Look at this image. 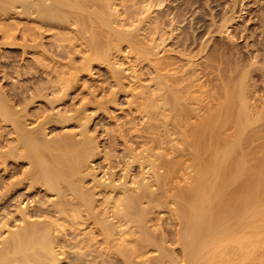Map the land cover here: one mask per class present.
Wrapping results in <instances>:
<instances>
[{"label":"bare ground","instance_id":"1","mask_svg":"<svg viewBox=\"0 0 264 264\" xmlns=\"http://www.w3.org/2000/svg\"><path fill=\"white\" fill-rule=\"evenodd\" d=\"M171 3L170 0H0V264H264L263 141L259 143L260 149L257 144V149L249 142L253 140L244 139L251 148L242 152L244 142L235 136L243 132H238L243 126H236L240 115L237 117L235 111L231 115L237 127L232 133L234 139L224 144L222 141L221 147L216 138L220 130L218 135L217 131L210 133L211 126L218 124L220 129L223 125L215 120L232 118L225 102L232 104L234 100L236 105L237 94L242 98V93H237L241 88L229 90L228 84L227 90L233 92L225 91L232 99L217 103L222 106L224 102L223 111L229 112V117L218 116L223 111L217 105L216 110L213 106L215 114L211 109L213 116L210 115L215 120L209 117L211 122H205L208 118L205 112V118H200V110L206 105L205 95L203 98L198 92L194 95L191 89L196 83L186 80L189 75L166 73L177 59L166 56L167 60L161 53L164 59L158 58L153 63L151 58L159 51L156 48H161L172 36H166L168 31L177 29L185 18L186 10L174 12ZM124 46L137 53L136 62L139 58L151 60L152 83L156 84L154 88L153 84L142 85L130 98L127 94L137 81L140 83L144 70L140 74L134 72L136 65L131 58L121 54ZM232 49L233 46L229 50ZM83 51L85 55H79ZM9 53L12 60H8ZM95 60L107 61L106 76L111 80L107 87L102 80L99 83V79L89 78L93 81L90 83L81 74L89 71ZM10 72L16 75L17 82L6 87L8 81L4 77H14ZM221 72L223 75L224 71ZM99 74L104 76L103 72ZM81 80L87 82L86 85L82 82L85 88L82 87L88 91L89 99L79 105L68 103L66 97L73 87L79 88ZM127 85L131 86L130 91ZM101 91L102 97L98 95ZM125 98L127 105L119 107L130 117L127 115L121 121L122 117L115 114L117 122L108 120L103 129L93 126L94 114H88L87 110L90 106L100 111L99 117L108 113L112 119V113ZM244 99L239 100L242 103ZM38 100L43 104L37 106ZM59 101L63 107L57 109L55 102ZM246 103L239 105V109L245 108L244 115L248 112L249 102ZM233 108L234 105L230 109ZM191 116L204 121L202 124L196 121L195 131L190 127L193 133L189 121L184 124L187 119L193 121ZM33 122L36 124L31 125ZM72 124L77 129H71ZM174 132L180 136H176L179 138L176 142ZM187 159L190 162L184 166ZM182 165L194 170L189 186L183 182L186 169L179 174L183 177L180 183L187 187L173 184ZM158 166L164 169L160 171ZM162 206L170 208L171 213L164 219L159 216V220L155 213ZM151 248L156 251L152 256L147 254Z\"/></svg>","mask_w":264,"mask_h":264},{"label":"rangeland","instance_id":"2","mask_svg":"<svg viewBox=\"0 0 264 264\" xmlns=\"http://www.w3.org/2000/svg\"><path fill=\"white\" fill-rule=\"evenodd\" d=\"M124 1V0H123ZM178 1V2H177ZM186 3H185V2ZM128 2V1H127ZM172 2V3H171ZM129 3V2H128ZM170 3H171V9H172V11H174V12H176L177 10H182L183 9V11H185L186 12V14H185V18H184V21L183 22H180L179 24H177L178 25V27L177 26H175V27H177V29L175 28L174 30H170V31H168V33L166 34V36L168 35L169 36V34H171L172 36H169L168 37V39H170V40H166V42H164L165 44H162V46H160L161 48H156V50L158 49L159 51H156V53H155V55L156 56H154V57H152L151 58V60L153 61H156V60H158V58H159V60L160 59H162L163 57L165 58L166 56H168L169 58H170V60H174V58H176L177 59V61L179 62V65H178V62H176L175 64H173L172 66H174V68L171 66L170 67V69H167L166 71L164 70L163 72H166V73H169L170 72V74H172V75H175V73H176V76L177 75H191V77L189 78V76H186V80H189L190 79V81H188L189 83H196V84H194L193 85V87H192V84H191V89H192V91L194 92V95H195V93H196V95H198V93H199V95H203V96H201L202 98L204 97V95H205V97L203 98V100H204V104H206L207 105V107H206V105H203L204 106V108L202 107V109L200 110L201 112H200V114L202 115V117H200L202 120H203V117H204V113L203 112H205V117L207 118H209V117H211L210 115H212V112H214V114H215V111H214V109L216 110V106L218 105V104H220L221 103V100H223V101H227V99L229 100V99H232L231 97V95H229V93H232L233 91H228L227 90V88H226V86H228V84H229V87H228V89L229 90H233V89H235L236 91L237 90H239L240 88V90L239 91H237V93L239 92V93H246V94H241V96H242V98L244 99V98H247L248 99V97H249V99L247 100H242V103H241V101L239 100V99H242L241 97L239 98L238 96H239V94H237L238 96H237V99L235 98V100H237V104L235 105V103L233 102L234 100H232V104H230V103H228V102H230V101H227V102H225L226 103V105L227 104H229L231 107L234 105V110L233 109H230L231 107L229 106V105H227V107H226V105L224 104L223 105V103L221 104L222 106H220V105H218V106H220V108L222 109V111L223 110H225V107H226V110L227 111H229L231 114H230V117H232V118H226L225 116H226V114H227V116L229 115L228 113L229 112H227V111H223V113L224 112H226V113H220L218 116H222L223 115V117H225L224 119H222V118H219V120H215L213 117H211V118H213V120H215V121H218L219 123H223V125H221V128L219 129V125L217 124V123H215V122H213L214 124H217V127H218V129H216L217 127L215 126V127H213V126H211V128L213 129V128H215V129H210V133H212L211 135H213V134H215V132H216V134L218 133V130H220L219 131V137L221 138V140L219 139V137H216L217 135H215V137L216 138H218V140H219V142H220V146L222 145V144H224V142L226 141V143L228 142V141H231L232 140V138L234 137V135H233V137H232V133H234V129H235V131H237L236 130V126H238V128H239V125L238 124H240V127L241 126H243V127H241L240 129H242V130H238V132H241V131H243L241 134H239V133H237L236 135L237 136H235V138H238V136H239V140H242V141H240L241 143L242 142H244L245 143V141L248 139V140H253L254 141V139L256 138V140L253 142V141H249L251 144L253 143L254 145H255V147L257 148V144L259 145L258 147H259V149L261 148V144H262V142H261V140L263 141V146H264V111H263V108H264V0H183V1H181V0H170ZM193 3V4H192ZM173 6H175V7H173ZM187 6V7H186ZM189 6V7H188ZM179 7V8H178ZM183 7V8H182ZM175 8V9H174ZM177 8V9H176ZM187 8V9H186ZM170 9V10H171ZM190 10V11H189ZM189 11V12H188ZM157 11H154V15H155V13H156ZM157 14V13H156ZM199 14V15H198ZM224 20V21H223ZM222 23H223V25H222ZM183 24V25H182ZM193 25V26H192ZM181 27H183V28H181ZM186 29V30H185ZM194 30V31H193ZM201 30V31H200ZM171 31H174V32H171ZM184 31H185V33H184ZM189 31H190V34H189ZM176 32V33H175ZM179 33V34H178ZM181 33V34H180ZM195 33V34H194ZM173 34H175V35H173ZM188 37H187V36ZM193 35H194V37H193ZM196 35V36H195ZM181 36V37H180ZM186 38H185V37ZM179 37V38H178ZM191 37V38H190ZM172 38V39H171ZM198 39V42L196 41L197 39ZM21 39V38H20ZM19 39V40H20ZM177 39H179V40H177ZM188 39V40H187ZM176 40V41H175ZM185 40V41H184ZM191 40H193V41H191ZM196 42H195V41ZM232 41V42H231ZM205 42V43H204ZM231 42V43H230ZM178 43V44H177ZM182 43V44H181ZM191 43V44H190ZM226 44V45H224V44ZM185 44V45H184ZM167 45V46H166ZM192 45V46H191ZM222 45V47H223V45L225 46V52H224V49L221 47L220 48V46ZM230 45V46H229ZM204 46V47H203ZM217 46H219V48L217 47ZM229 46V47H228ZM232 46H233V49L230 51L229 49H231L232 48ZM79 48H80V45L78 46ZM190 47V48H189ZM226 47H227V49H226ZM235 47V48H234ZM123 48H125V50L123 49L122 51H121V54H122V56H129V58H131L130 60H132L133 62H131L132 64H134V65H136L135 67H134V69L135 70H137V71H135L134 70V72H137V73H141V70H142V72H143V70H144V74L143 73H141V81H140V83H142V84H140V83H138V81L135 83V85L136 86H134L135 88L131 91V92H129L128 94L127 93H125V94H127L128 96L130 95L131 97H132V95H133V92H138L139 90H141L142 88H141V86L142 85H145V86H150V85H152L153 83V79H152V74H153V72H152V69H151V60H147V61H143V59L141 60L140 58H139V62L141 63V65H140V63L139 62H136V61H138V60H136V59H138L137 58V53L135 52V51H133V52H130L131 50H128V49H130L129 47H126V46H124ZM128 48V49H127ZM180 48V49H179ZM182 48V49H181ZM210 48V49H209ZM215 48V49H214ZM166 51H165V50ZM212 49V50H211ZM219 49V51L217 52V50ZM169 50V51H168ZM204 50V51H203ZM210 50H211V52H210ZM237 50V53L235 52ZM125 51V52H124ZM178 51V52H177ZM186 51V52H185ZM188 51V52H187ZM202 51V52H201ZM214 51H216L217 53H219V54H216V52H214ZM223 52V54L221 55V53ZM228 53H227V52ZM125 53V55H123L124 53ZM128 52H129V54H128ZM135 52V53H134ZM167 52H168V54H167ZM180 52V53H179ZM214 52V53H213ZM239 52V53H238ZM12 53V52H11ZM84 54V51L83 52H81V53H79V55L81 54L82 56H83V54ZM132 53V54H131ZM158 53V54H157ZM161 53H162V56H161ZM211 53V54H210ZM225 53V54H224ZM226 53H227V56H229L228 54H230V57H229V59L231 58V57H233L232 59H230V60H232V61H230L229 59H228V57L226 56ZM234 53H235V55H234ZM242 53H243V55H242ZM13 54H14V52H13ZM165 54V55H164ZM176 54H178V55H176ZM210 55V57H209V55ZM214 54L216 55V56H214ZM8 55H11L10 53L9 54H7V56ZM30 57H32L31 55H33V54H28ZM85 55V54H84ZM188 57H187V56ZM211 55H213V56H211ZM225 55V56H224ZM239 55V56H238ZM6 56V57H7ZM135 56H136V58H135ZM160 56V57H159ZM180 56V57H179ZM183 56V57H182ZM189 56H190V58H189ZM220 56V57H219ZM222 56H224V57H222ZM9 57V56H8ZM33 57H34V55H33ZM32 57V58H33ZM79 58H82V57H80V56H78ZM133 57V58H132ZM168 57H166L165 59H169ZM174 57V58H173ZM225 57L227 58V59H225ZM245 57V58H244ZM11 58V59H10ZM20 59H21V56L19 57ZM19 58H18V60H19ZM163 58V59H164ZM173 58V59H172ZM222 58H224V59H222ZM237 58H239V59H237ZM242 58V59H241ZM6 60L8 59V58H5ZM13 58L10 56L9 57V59L8 60H12ZM29 59V58H28ZM175 59V60H176ZM181 59V60H180ZM216 59V60H215ZM222 59V60H221ZM234 59V60H233ZM66 60V58L65 59H63L62 61L64 62ZM214 60V61H213ZM224 60V61H223ZM227 60V61H226ZM244 60V61H243ZM97 61H99V62H97ZM154 61H153V63H154ZM182 61V62H181ZM210 63H209V62ZM218 61V62H217ZM221 63H220V62ZM223 61V62H222ZM225 61H226V63H228V61H229V63L227 64L228 65V68H226L227 67V65H226V63H225ZM234 61V62H233ZM240 61V62H239ZM242 61H243V64H242ZM19 62H23V60L21 61H19ZM18 62V63H19ZM148 62H150V63H148ZM188 62V63H187ZM237 62H239V63H237ZM94 65H92L91 66V68H89L88 70L89 71H87V70H85V71H82L81 72V74L82 75H84L85 77H87L88 78V80H89V78H92V80H95V79H99L98 80V82L99 83H103L104 84V86H105V84H106V87H107V85H108V83L111 81V80H107V79H110L109 77L107 78V72L105 71V70H107V68H108V64H107V61H100V60H95L94 61ZM128 62H126V64H127ZM185 63V64H184ZM190 63V64H189ZM209 63V64H208ZM216 63L218 64H220V65H218V66H216ZM225 64V65H223V64ZM233 63V64H232ZM125 64V65H126ZM146 64H148V65H146ZM205 64V65H204ZM206 64H208V65H206ZM211 64V65H210ZM230 64V65H229ZM235 64H236V66H235ZM251 64V65H250ZM195 67H194V66ZM197 65V66H196ZM210 65V66H209ZM222 65L224 66V67H222ZM240 65H242L241 67H240ZM245 65V67H243ZM247 65V66H246ZM97 66V67H96ZM149 66V67H148ZM179 66V67H178ZM190 66V67H189ZM205 68H204V67ZM208 68H207V67ZM232 66H233V68H232ZM238 66V67H237ZM104 68V71H102V69ZM180 67H181V69H180ZM187 67V68H186ZM211 67V68H210ZM258 67V68H257ZM260 67H261V69H260ZM100 68V69H99ZM176 68V69H175ZM195 70V72H193L194 70ZM200 68V69H199ZM211 70H210V69ZM224 68H226V69H224ZM235 68V69H234ZM257 68V69H256ZM34 68L32 67L31 68V70H33ZM99 69V70H98ZM149 69V70H148ZM173 69V70H172ZM175 69V70H174ZM178 69V70H177ZM185 71H184V70ZM189 69V70H188ZM191 69V70H190ZM204 69L206 70V71H204ZM207 69H209V70H207ZM221 69V70H220ZM228 69H229V71H228ZM231 69V70H230ZM232 69H234V71L232 70ZM241 69V70H240ZM96 70V71H95ZM145 70H146V72H145ZM148 70V71H147ZM193 70V71H192ZM200 70V71H199ZM203 70V71H202ZM225 70H227L228 71V73L230 74H228L227 73V71L225 72ZM93 71V72H92ZM101 71V72H100ZM130 71V70H129ZM176 71V72H175ZM181 71V72H180ZM184 71V72H183ZM197 71V72H196ZM208 71H209V73H208ZM212 71H214V72H212ZM221 71H224L223 72V75H221L222 74V72ZM236 71H240L239 73L237 72V74H238V76L235 74L236 73ZM90 72H92V73H90ZM96 72V73H95ZM102 72H103V75L104 76H99L100 74L99 73H101L102 74ZM105 72V73H104ZM188 72V73H187ZM200 72V73H199ZM210 72H212L211 74H210ZM221 72V73H220ZM10 73H12V72H10ZM185 73V74H184ZM204 73H205V75H204ZM224 73H226V74H224ZM99 74V75H98ZM203 74V75H202ZM214 74V75H213ZM220 74V75H219ZM228 74V75H227ZM240 74H242V76L240 75ZM12 75H13V73H12ZM15 75V74H14ZM13 75V76H14ZM195 75V76H194ZM201 75V76H200ZM207 75V76H206ZM212 75V76H211ZM216 75H217V77H220V78H217L216 77ZM219 75V76H218ZM225 75V77L227 78H225V77H223ZM227 75V76H226ZM234 75H236L235 77H234ZM246 75V76H245ZM16 76V75H15ZM14 76V77H15ZM197 76V77H196ZM206 76V77H205ZM214 76V77H213ZM229 76V77H228ZM233 76V77H232ZM11 77V75L10 76H8L7 78L6 77H4V80L6 79V81H8V82H6V87H10L11 85H10V82L12 83V82H17L16 80H17V78L15 77ZM99 77V78H98ZM106 77V78H105ZM148 77H150V80H149V78ZM193 77V78H192ZM213 77V78H212ZM222 77H223V79L225 80L226 79V81L225 82H223L222 80H220V79H222ZM233 79H232V78ZM236 77H238V79H236ZM239 77H241V78H239ZM192 78V79H191ZM211 79V80H209V79ZM232 80H231V79ZM14 79V80H13ZM16 79V80H15ZM106 79V80H105ZM137 79V78H136ZM213 79H214V81H213ZM216 79V80H215ZM219 79V80H218ZM237 81H236V80ZM102 80V81H101ZM144 80V81H143ZM193 80V81H192ZM199 80H200V82H199ZM203 80V81H202ZM208 80V81H207ZM230 80V81H229ZM234 80V81H233ZM241 80V81H240ZM21 81V80H20ZM101 81V82H100ZM104 81H106L105 83H104ZM151 81V84L149 83ZM197 81H198V83H197ZM212 82V83H210V82ZM227 81H228V83H227ZM232 81L234 82V84L236 85H234V84H232ZM240 83H239V82ZM3 82V81H2ZM86 85V83L87 82H85L84 80H81V85L79 86V88L78 87H76L75 86V88L73 89L72 88V91H71V89H70V91H71V93H70V95L68 96V97H66L67 99H68V103H71V101H72V103L74 104V103H76L75 105H79V104H81V102H85L86 101V99L88 100L89 99V97H90V95L88 94V91L87 90H84V84ZM89 82L91 83H93V81H91V79L89 80ZM203 84H202V83ZM215 82H216V84L219 86V88H218V86L215 84ZM236 82V83H235ZM239 83V85H238V83ZM253 82H255V83H253ZM257 82V83H256ZM1 83V82H0ZM143 83H145V84H143ZM148 83V84H147ZM205 83H206V85H205ZM225 85H224V84ZM226 83H227V85H226ZM231 83V84H230ZM248 83H249V85H248ZM253 84V85H250V84ZM102 84V85H103ZM202 84V85H201ZM211 84H213L215 87H213V85H211ZM224 86V87H222V85ZM255 84H257V85H255ZM139 85V86H138ZM197 85V86H196ZM245 85H248V86H245ZM34 86H36V85H34ZM84 88H83V87ZM138 86V87H137ZM156 86V84H153L152 85V87L154 88ZM207 86V87H206ZM212 86V87H211ZM249 86H251V87H249ZM82 87V88H81ZM111 87H113V86H111ZM129 87V88H128ZM140 87V88H139ZM142 87H144V86H142ZM195 87H197V88H195ZM247 87V88H246ZM65 88V87H64ZM115 88H116V86H115ZM127 90H129L130 91V89H132L131 88V86H128L127 85ZM207 88V89H206ZM212 88H213V90H212ZM221 88V89H220ZM224 88V89H223ZM231 88V89H230ZM245 88V89H244ZM253 88V89H252ZM107 89V88H106ZM113 89V88H112ZM138 89V90H137ZM196 89H199V90H197L196 91ZM201 89V90H200ZM217 89H219V90H217ZM244 89V90H243ZM246 89L248 90V91H246ZM252 89V92L251 91H249V90H251ZM33 90V89H32ZM79 90V91H78ZM205 90V91H204ZM212 90V91H211ZM217 90V91H216ZM229 92L228 94H227V92ZM235 90H234V93H236L235 92ZM242 90V91H241ZM257 90V91H256ZM82 92V94H80L81 92ZM202 91H204V92H201ZM206 91L208 92V93H206ZM216 93H215V92ZM223 91H225V92H223ZM243 91H245V92H243ZM76 92V93H75ZM104 92V91H103ZM108 92V91H107ZM192 92V93H193ZM198 92V93H197ZM222 93L221 95L222 96H218L217 95V97L215 96L217 93L218 94H220V93ZM251 93V95H250V93ZM86 93V94H85ZM101 93H102V91L101 92H99V96L100 97H102V95L104 94H102L101 95ZM211 93H213V95H211ZM249 93V94H248ZM84 94H85V96L86 95H89L88 97L86 96H84ZM207 94V95H206ZM208 94H209V96H208ZM78 95H81V97L80 96H78ZM224 95H225V97H224ZM229 95V96H228ZM235 96H236V94H234ZM246 95H247V97H246ZM249 95V96H248ZM255 95H257V96H255ZM77 96V97H76ZM98 96V97H99ZM127 96V97H128ZM130 96L128 97V98H130ZM208 96V98H206ZM212 96V97H211ZM77 99H76V98ZM222 97V98H221ZM227 97H230V98H227ZM74 98L76 99V100H74ZM216 98V99H215ZM220 98V99H219ZM239 98V99H238ZM70 99V100H69ZM81 99H83L84 101H82ZM126 99V100H125ZM125 99H123L124 100V102L122 101V104L120 103V104H118V107H116V109L115 110H117L116 112H114V114L112 113V115H114V117L113 118H115V120H113V118L111 119L110 117V114H108V113H102L101 115H100V117L98 116V114L100 113V111L99 110H97V112H96V109L95 108H93V105L92 104H89V105H92V106H90V108H88L87 110L89 111V113H88V111H87V113L88 114H90L91 112V114L90 115H92V114H94L93 116V118H95V123H94V127H98V128H102L103 126V124H105V125H107L108 123L106 122V121H116L117 120V117L115 116V114H118V115H120V118L121 119H119V116H118V119L119 120H123L124 119V117L126 118V116L128 115L126 112V110H122V108L121 107H125L127 104V98H125ZM216 101V103H215V101ZM217 99H218V101H217ZM212 100H213V102H212ZM256 100V101H255ZM70 101V102H69ZM208 101H211V102H208ZM243 101H245V103H246V101H247V103L246 104H248V102H249V104H248V106H246V109L248 110V112L246 111L245 112V115H244V111L243 110H245V108L243 109V107H242V109H241V107H240V109H239V105L240 106H243L242 104H243ZM254 101V102H253ZM39 102H40V104H39ZM240 102V104H238ZM207 103H209V104H207ZM216 105H215V104ZM218 103V104H217ZM251 103V104H250ZM254 103V104H253ZM256 103V104H255ZM259 103V104H258ZM43 103H41V101L40 100H38L37 102H36V105L38 106V105H42ZM55 104L56 105H58L56 108L57 109H59V108H61V107H63V105H62V103L59 101V103L58 102H55ZM261 104V105H260ZM62 105V106H61ZM124 105V106H123ZM196 105V104H195ZM194 105V106H195ZM208 105L210 106L209 108H208ZM254 105L256 106V107H254ZM60 106V107H59ZM119 106H121V107H119ZM213 106H215V108L213 107ZM236 106V107H235ZM252 106V107H251ZM59 107V108H58ZM238 107V108H237ZM249 109H248V108ZM258 107H260V109L258 108ZM207 108H208V110H210V111H208L207 110ZM214 108V109H213ZM219 108V107H218ZM224 108V109H223ZM256 108H257V111H256ZM57 109H55V114L57 113ZM120 109V110H119ZM204 109V110H203ZM206 109V110H205ZM211 109H212V112H211ZM221 109L219 110V112H221ZM239 109V110H238ZM255 110L256 112H254V111H252V110ZM259 109V110H258ZM120 113H119V112ZM122 111V112H121ZM126 111V112H125ZM197 111H198V109H197ZM235 111V112H237L236 113V116L238 117L239 115L241 116V118H240V116H239V118H236V116H235V118L237 119L236 120V122L238 121V123L236 124V126H235V123L236 122H233V119H234V113L233 112ZM240 111V112H239ZM71 112V111H70ZM96 112V113H95ZM126 114H125V113ZM210 112H211V114H210ZM252 112H254V113H252ZM259 112V113H258ZM260 112H262L261 113V115H260ZM122 113V114H121ZM123 113L125 114V115H123ZM232 113L234 114L233 116H231L232 115ZM241 113V114H240ZM108 116H107V115ZM137 114V113H136ZM238 114V115H237ZM251 114V115H250ZM123 115V116H122ZM207 115H209V116H207ZM225 115V116H224ZM244 115V116H243ZM258 115V116H257ZM263 115V116H262ZM105 116V117H104ZM129 116V115H128ZM213 116V115H212ZM248 116H250V117H248ZM257 116V117H256ZM262 116V117H261ZM109 117V118H108ZM130 117V116H129ZM192 118V120L193 121H191V120H189V119H187L186 120V122L184 123V124H186L188 121H189V128L191 127L192 129L194 128V125L198 122V123H200V124H202L204 121L205 122H207V120L209 121V122H211V120H210V118L208 119H206V120H204L202 123H201V121H200V118L199 117H197V116H191ZM204 117V118H205ZM229 117V116H228ZM243 117V118H242ZM247 117V118H246ZM253 117V118H252ZM97 118H99L98 119V121H99V123H98V121H97ZM190 118V117H189ZM249 118L251 119H254V121L255 122H253V120L251 119V120H249ZM255 118L257 119V120H255ZM258 118H261L260 120L258 119ZM39 119V118H38ZM41 119V118H40ZM197 119V120H196ZM218 119V118H217ZM230 119H232V124H230L231 123V120ZM239 119V120H238ZM101 120V121H100ZM118 120V121H119ZM136 120H138V119H136ZM221 120H224V122L223 121H221ZM225 120H227L226 122H227V125L225 124L226 122H225ZM246 120V121H245ZM263 120V121H262ZM197 121V122H196ZM221 121V122H220ZM235 121V120H234ZM260 121V122H259ZM35 122L37 123L38 122V120H35ZM35 122H33L31 125H35L36 123ZM93 122H94V120H92L90 123L91 124H93ZM117 122V121H116ZM191 122V123H190ZM240 122V123H239ZM246 122V123H245ZM250 122V123H249ZM262 122V123H261ZM197 123V124H198ZM244 125H243V124ZM254 123H255V125H254ZM261 123V124H260ZM190 124H192L191 126H190ZM196 124V125H197ZM200 124H199V126H200ZM229 124V125H228ZM245 124H246V127H248L247 129H246V127H245ZM248 124V125H247ZM195 125V126H196ZM224 125H226L225 127H227V128H225L224 127ZM231 125V126H230ZM234 125V126H233ZM250 125V126H249ZM254 125V126H253ZM259 125V126H258ZM74 125L72 124L70 127H72L71 129H77V127H76V125L73 127ZM193 126V127H192ZM262 126H263V128H262ZM198 127V126H197ZM224 127V128H223ZM233 129L232 130V132H230L231 131V128ZM235 127V128H234ZM259 127V128H258ZM104 128V127H103ZM102 128V129H103ZM190 128V129H191ZM196 128V127H195ZM243 128H245V129H243ZM261 128V129H260ZM95 129V128H94ZM99 129V130H100ZM191 129V132L193 133V130L195 131L196 129H193L192 130ZM198 129V128H197ZM224 129V130H223ZM254 129V130H253ZM225 130H227V133H225ZM261 130H263V131H261ZM190 131V130H189ZM229 131V132H228ZM246 131V132H245ZM248 131L251 133L252 131H254V132H252L253 134L252 135H250V133L248 134ZM256 131V132H255ZM181 132V131H180ZM179 131H177V133H180ZM191 132H190V134H191ZM214 132V133H213ZM222 132V133H221ZM175 133V134H174ZM173 134H172V137H174V138H176V139H174V141L176 142V140L178 141L179 140V138H180V136H178V135H181V133L180 134H178L177 135V133L176 132H174ZM228 133H229V136L231 137V138H229V136H228ZM231 133V134H230ZM244 133H246V134H244ZM256 133V134H255ZM183 134V133H182ZM227 134V135H226ZM259 134H263V136H259ZM52 135V134H51ZM50 135V136H51ZM210 135V134H209ZM222 135V136H221ZM243 135H244V137H243ZM245 135H249V136H246L245 137ZM256 137H255V136ZM179 137V138H177V137ZM228 136V137H227ZM253 136V137H252ZM259 137V139L257 140V138ZM243 139H242V138ZM210 138V137H209ZM226 138V139H225ZM250 138V139H249ZM261 138V139H260ZM234 139V138H233ZM244 139H246V140H244ZM247 140V141H248ZM223 141V142H222ZM221 142H222V144H221ZM261 142V144H259ZM242 143V146H241V149H242V152L245 150V149H247V148H251V144H250V146L249 147H247L246 145H247V143ZM252 144V145H253ZM253 145V146H254ZM222 147V146H221ZM258 149V148H257ZM186 162H190V160L189 159H187V161H184L183 162V165L184 166H186ZM249 162V161H248ZM189 163H187V165H188ZM247 164V163H246ZM182 165V167H181V170H179L178 171V173H176L174 176H175V178H176V180L178 181V183H176V180H175V178L173 177L172 178V180L174 181L175 180V183H173V184H181L182 185V183L184 182V184H185V182H186V185H188L189 186V184L191 185L192 183H193V178H191L193 175L192 174H194V170H192L191 168L192 167H190V166H187L188 168H186L185 167V169H184V166ZM248 165H249V163H248ZM246 166V165H245ZM159 167V166H158ZM173 169H174V167L173 166H171ZM190 167V168H189ZM247 167V166H246ZM140 168V167H139ZM140 169H142V168H140ZM164 169V168H163ZM162 168L160 169V167H159V170L161 171V170H163ZM187 172V170H188V174L185 172V174L183 175V176H185V178H184V180L185 181H183V182H181L180 183V181H182L183 180V177L181 176V175H179L180 174V172H181V174L184 172V170ZM138 171L140 172L139 174H141V171L138 169ZM177 172V171H176ZM190 172V173H189ZM192 172V173H191ZM138 174V175H139ZM189 176H187V175ZM181 177V179H180V177ZM189 178V179H188ZM191 178V179H190ZM189 181H188V180ZM192 182H191V181ZM190 182V183H188V182ZM188 183V184H187ZM186 185H184V186H186ZM177 186H180V185H177ZM183 186V185H182ZM183 186V187H184ZM181 187V186H180ZM187 187V186H186ZM171 206H174V204H171ZM164 208V209H163ZM166 209V210H165ZM170 208H168V207H164V206H162V207H160L157 211H156V213H155V215H157L158 217H156V218H158L159 220H161V219H164L165 217H167L168 215H169V213H171L170 212V210H169ZM167 211V212H166ZM159 214V215H158ZM166 214H168V215H166ZM164 215V216H163ZM159 216H161V217H163V218H159ZM147 254L149 255H154V254H156V251L154 250V249H150L148 252H147Z\"/></svg>","mask_w":264,"mask_h":264}]
</instances>
